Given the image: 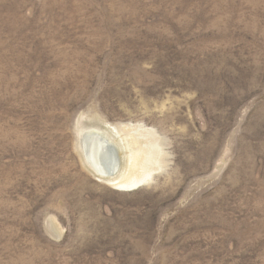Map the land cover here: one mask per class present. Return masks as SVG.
<instances>
[{
    "label": "rangeland",
    "instance_id": "obj_1",
    "mask_svg": "<svg viewBox=\"0 0 264 264\" xmlns=\"http://www.w3.org/2000/svg\"><path fill=\"white\" fill-rule=\"evenodd\" d=\"M0 264H264V0H0Z\"/></svg>",
    "mask_w": 264,
    "mask_h": 264
},
{
    "label": "bare ground",
    "instance_id": "obj_2",
    "mask_svg": "<svg viewBox=\"0 0 264 264\" xmlns=\"http://www.w3.org/2000/svg\"><path fill=\"white\" fill-rule=\"evenodd\" d=\"M88 135L90 136V139L88 140L87 145L85 144L86 154H83L84 159L92 172L100 179H104L102 181H105V183L111 187L122 191L134 190L149 181V177L151 176L150 173L146 172V174L142 171L144 172V174H142L141 172H138L134 166H129L125 159L124 163L120 161L123 164V167H121L122 170L121 173H119L118 164L120 162H118L117 153L119 152L118 148L120 147V144L117 142L118 139L116 137L120 135L117 136L115 130L106 129V131L101 133L92 132ZM130 157L132 156L130 155Z\"/></svg>",
    "mask_w": 264,
    "mask_h": 264
}]
</instances>
